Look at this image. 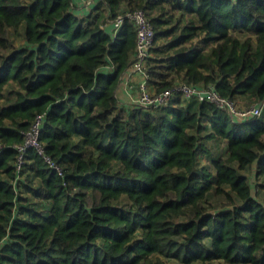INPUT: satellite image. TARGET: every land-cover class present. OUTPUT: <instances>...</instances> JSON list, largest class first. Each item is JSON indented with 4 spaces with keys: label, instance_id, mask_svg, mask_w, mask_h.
<instances>
[{
    "label": "trees",
    "instance_id": "obj_1",
    "mask_svg": "<svg viewBox=\"0 0 264 264\" xmlns=\"http://www.w3.org/2000/svg\"><path fill=\"white\" fill-rule=\"evenodd\" d=\"M73 4L0 0V264H264V203L245 172L264 174V112L237 119L180 97L121 106L136 30L114 27L145 11L154 92L214 85L255 103L264 0H99L83 16ZM39 115V145L62 174L35 147L18 169ZM205 123L226 155L199 169ZM211 198L225 204L209 209Z\"/></svg>",
    "mask_w": 264,
    "mask_h": 264
},
{
    "label": "built area",
    "instance_id": "obj_2",
    "mask_svg": "<svg viewBox=\"0 0 264 264\" xmlns=\"http://www.w3.org/2000/svg\"><path fill=\"white\" fill-rule=\"evenodd\" d=\"M88 8L95 4V0H80ZM95 1V2H94ZM125 18H128L135 26L136 30V47L133 54V62L127 69L120 90H125L129 94L128 87L131 82H135V95L133 103L143 109H156L169 105L175 98L184 99L195 98L199 101H209L216 104L220 108L228 110L232 116L237 119H244L251 116H261L264 112V100L255 102L247 107H240L229 98L223 97L214 85L205 87L193 83L177 82L170 89L156 93L151 90L148 84L147 61L151 56V50L155 42V31L153 25L146 16L143 9L134 11L128 10L125 14H121L115 21V31L118 30ZM43 123V115H39L31 129L26 134V140L19 147V163L18 169L23 164L24 156L29 148L35 147L38 153L42 155L46 161L62 174V169L59 164L50 156L45 154L43 148L39 145L41 135V126Z\"/></svg>",
    "mask_w": 264,
    "mask_h": 264
},
{
    "label": "rangeland",
    "instance_id": "obj_3",
    "mask_svg": "<svg viewBox=\"0 0 264 264\" xmlns=\"http://www.w3.org/2000/svg\"><path fill=\"white\" fill-rule=\"evenodd\" d=\"M12 33H14L13 30H11ZM20 36L23 33V30H19L18 31ZM16 44H20L19 39H17ZM120 95H122V91L119 90ZM131 97V96H130ZM127 98H129V95H127ZM184 99V98H183ZM195 98H189V99H184L187 103H190L192 100H194ZM129 100V99H128ZM133 99H131V103L132 105H134ZM197 100V99H195ZM246 102H242L241 100H235V104L240 106V107H247L251 104H253V102H250L248 99H246ZM199 101V100H198ZM136 105V104H135ZM195 133L197 134V132L195 131ZM210 133V125L208 123H205V129H203L202 131H200L198 133V135L200 136V141H201V149L199 151V156H198V160H199V164H198V168L202 169L203 167L212 166V158L217 159L220 156H225L226 155V141L222 138L219 137H213V136H209ZM209 160V161H208ZM256 165H253V168L255 169ZM255 171V170H254ZM253 171V169L250 167L248 168L245 172L248 175L249 178V182L252 184L253 186V193L254 196L260 200L261 202L264 203V188L262 187V185H264V174L259 175L258 179L257 176L255 174V172ZM262 184V185H261ZM210 203H214V206H211L210 204V208L209 209H213V208H220L221 206H223L225 204L224 200L221 199H215V198H211ZM215 201H218L219 203H216ZM168 264H179L175 261H169ZM214 264H220L215 262Z\"/></svg>",
    "mask_w": 264,
    "mask_h": 264
},
{
    "label": "crops",
    "instance_id": "obj_4",
    "mask_svg": "<svg viewBox=\"0 0 264 264\" xmlns=\"http://www.w3.org/2000/svg\"><path fill=\"white\" fill-rule=\"evenodd\" d=\"M74 1V8H73V11L77 14V15H80V16H83V15H86L88 13V7L80 0H73ZM96 1V2H95ZM95 4L99 1V0H95ZM95 4L91 5V7H93ZM135 85L136 83L135 82H131L130 83V86L128 87V91H129V94H127V92H125V90H121L122 91V95H120V92L118 94L119 98H120V101H121V106H130L131 104V99H133L134 95H135ZM127 95H129V98H127ZM131 96V97H130ZM129 99V100H128ZM247 98L245 99H242V102L244 101H247L246 100Z\"/></svg>",
    "mask_w": 264,
    "mask_h": 264
}]
</instances>
